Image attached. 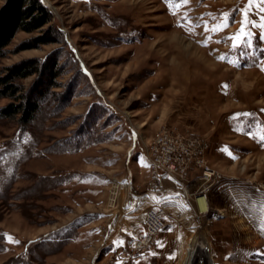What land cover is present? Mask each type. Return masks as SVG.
Segmentation results:
<instances>
[{
    "label": "rangeland",
    "instance_id": "obj_1",
    "mask_svg": "<svg viewBox=\"0 0 264 264\" xmlns=\"http://www.w3.org/2000/svg\"><path fill=\"white\" fill-rule=\"evenodd\" d=\"M43 1L64 41L19 50L40 33L19 31L0 58L1 73L54 55L58 72L31 124L0 118V264L119 263L155 198L171 222L142 264H178L200 232L189 264H264V2ZM242 18L248 35L227 39ZM163 126L207 144L213 174L192 168L188 192L149 184Z\"/></svg>",
    "mask_w": 264,
    "mask_h": 264
},
{
    "label": "trees",
    "instance_id": "obj_2",
    "mask_svg": "<svg viewBox=\"0 0 264 264\" xmlns=\"http://www.w3.org/2000/svg\"><path fill=\"white\" fill-rule=\"evenodd\" d=\"M53 18V12L43 0H5L0 6V58L7 54L8 46L19 31L40 32L24 40L19 50L63 42V32L52 24ZM53 56L26 58L3 69L0 73V98L11 101L0 106V118H16L23 127L36 119L46 96L58 86L55 81L57 61L55 57L49 61ZM32 75H36L35 81L26 87L22 80Z\"/></svg>",
    "mask_w": 264,
    "mask_h": 264
},
{
    "label": "built area",
    "instance_id": "obj_3",
    "mask_svg": "<svg viewBox=\"0 0 264 264\" xmlns=\"http://www.w3.org/2000/svg\"><path fill=\"white\" fill-rule=\"evenodd\" d=\"M207 144L195 135H185L163 126L147 146L151 171L150 186L157 187L156 179L163 184L166 178L173 179L186 192L191 189L188 175L192 168L202 170V178H209L213 171L207 165ZM171 222V216L162 201L145 211L143 230L134 239L128 251L121 252L119 263L135 264L144 252L159 238L161 231Z\"/></svg>",
    "mask_w": 264,
    "mask_h": 264
},
{
    "label": "bare ground",
    "instance_id": "obj_4",
    "mask_svg": "<svg viewBox=\"0 0 264 264\" xmlns=\"http://www.w3.org/2000/svg\"><path fill=\"white\" fill-rule=\"evenodd\" d=\"M120 183H115L113 186V192L111 196V205L113 206L117 200H121V193L124 192L125 186H122ZM126 189V188H125ZM202 196V195H201ZM206 196V195H205ZM197 199V198H196ZM132 220L131 218L127 220ZM132 223V221L130 222ZM205 233H199L195 235L188 245H185L181 250V261L178 264H189L193 255L196 253L197 250H206L209 248V244L206 241Z\"/></svg>",
    "mask_w": 264,
    "mask_h": 264
},
{
    "label": "snow or ice",
    "instance_id": "obj_5",
    "mask_svg": "<svg viewBox=\"0 0 264 264\" xmlns=\"http://www.w3.org/2000/svg\"><path fill=\"white\" fill-rule=\"evenodd\" d=\"M166 2H171V0H166ZM185 2H186V0H185ZM261 2H264V0H261ZM250 3H251V0H250ZM262 11H264V9H262ZM247 13V10L245 9V14ZM240 23H241V28L240 29H238V31H237V33L235 34V36H233V37H228L227 39H233L234 41L237 39V38H239V37H241V36H247L248 35V33H246L245 32V20L242 18V20L240 21ZM221 27H227V23H224L223 25H220V24H217V25H215L213 28H211L210 30L209 29H207L206 28V30L207 31H212V32H216V31H219L220 29H221ZM207 41H205V43H206ZM243 43H247V40L245 39V40H243L242 41ZM233 47H237V44L236 43H234L233 44ZM225 57H219V59H224ZM237 115H250L249 113H243V114H237ZM233 119H235V117H233Z\"/></svg>",
    "mask_w": 264,
    "mask_h": 264
},
{
    "label": "crops",
    "instance_id": "obj_6",
    "mask_svg": "<svg viewBox=\"0 0 264 264\" xmlns=\"http://www.w3.org/2000/svg\"><path fill=\"white\" fill-rule=\"evenodd\" d=\"M155 197L153 196V199H154ZM154 201H155V204H156V202H158V199H154ZM152 202V201H151ZM136 208V206H134V204H133V209L135 210V208ZM126 224V223H125ZM118 230V229H117ZM116 229H115V231H117ZM142 232V231H141ZM9 239H10V237H9ZM10 242H12V240H9ZM144 257H145V255H143L139 260H137V262L135 263V264H142L143 263V261H144ZM71 260H73V261H76V262H78L79 261V259L78 258H76V257H71L70 258Z\"/></svg>",
    "mask_w": 264,
    "mask_h": 264
}]
</instances>
